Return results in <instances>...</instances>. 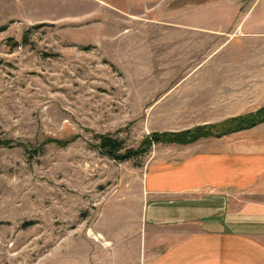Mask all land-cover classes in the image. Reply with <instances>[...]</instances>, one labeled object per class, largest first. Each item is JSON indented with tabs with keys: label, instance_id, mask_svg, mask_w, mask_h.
Instances as JSON below:
<instances>
[{
	"label": "rangeland",
	"instance_id": "1",
	"mask_svg": "<svg viewBox=\"0 0 264 264\" xmlns=\"http://www.w3.org/2000/svg\"><path fill=\"white\" fill-rule=\"evenodd\" d=\"M130 1L0 0V264L164 251L140 241L148 166L264 106V0Z\"/></svg>",
	"mask_w": 264,
	"mask_h": 264
},
{
	"label": "crops",
	"instance_id": "2",
	"mask_svg": "<svg viewBox=\"0 0 264 264\" xmlns=\"http://www.w3.org/2000/svg\"><path fill=\"white\" fill-rule=\"evenodd\" d=\"M206 140L148 166L142 264H264V122Z\"/></svg>",
	"mask_w": 264,
	"mask_h": 264
},
{
	"label": "trees",
	"instance_id": "3",
	"mask_svg": "<svg viewBox=\"0 0 264 264\" xmlns=\"http://www.w3.org/2000/svg\"><path fill=\"white\" fill-rule=\"evenodd\" d=\"M2 29L4 28L3 27L0 28V31ZM253 118H258V119L256 121L251 122L250 119H253ZM233 121H236L239 123H237L235 127L234 126H232V128L229 127V129L226 130L225 132L217 131L216 133H219L218 135H223L224 133L234 132V131H239L242 129L250 128L261 122H264V106L255 112L248 113L247 115L235 117L233 119L226 121L225 123L230 124V122H233ZM210 128H213V126H211ZM210 128H207V126H198L192 129H186V130L176 131V132L154 133L151 136V142L146 141L145 142L146 145L143 146V148H141V151L147 152L148 147L155 141L164 142V143H175V144H190V143H193L199 140L201 137L212 135ZM3 143L6 144L5 142ZM9 143L10 142L7 141V145ZM63 144L65 143L62 142V145ZM101 145H102L101 147H103L105 151H107L110 154H114L116 151L119 150L117 143L113 139H111L109 136L105 137V140L103 141ZM141 151L139 150L129 151L126 154H122L121 157H127V155L131 152L139 153Z\"/></svg>",
	"mask_w": 264,
	"mask_h": 264
}]
</instances>
